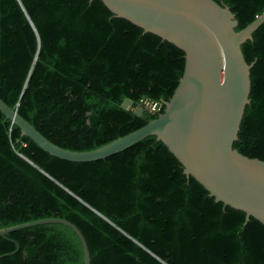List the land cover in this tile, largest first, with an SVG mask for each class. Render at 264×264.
<instances>
[{"label": "trees", "instance_id": "trees-1", "mask_svg": "<svg viewBox=\"0 0 264 264\" xmlns=\"http://www.w3.org/2000/svg\"><path fill=\"white\" fill-rule=\"evenodd\" d=\"M215 1L236 31L264 11V0ZM241 50L256 63L233 147L264 161V22ZM183 57L100 0H0V98L65 149H96L163 113ZM126 98L141 116L121 107ZM44 218L75 224L91 264H264V225L215 202L154 136L69 162L0 112V229ZM0 264H84V252L71 228L48 223L0 236Z\"/></svg>", "mask_w": 264, "mask_h": 264}, {"label": "water", "instance_id": "water-1", "mask_svg": "<svg viewBox=\"0 0 264 264\" xmlns=\"http://www.w3.org/2000/svg\"><path fill=\"white\" fill-rule=\"evenodd\" d=\"M92 1V0H90ZM116 18L158 36L184 53V69L164 112L140 128L89 151L62 148L44 137L0 98V112L49 155L69 162L98 161L154 136L223 207L245 213L264 225V161L243 155L233 144L250 104L251 69L241 45L253 39L264 11L243 29L230 7L215 0H100ZM121 107L143 114L124 99ZM48 223L63 224L78 236L84 264L90 252L78 227L63 218H44L9 228L0 236ZM10 255V254H7ZM6 256V255H4ZM3 257V256H2Z\"/></svg>", "mask_w": 264, "mask_h": 264}, {"label": "built area", "instance_id": "built-area-1", "mask_svg": "<svg viewBox=\"0 0 264 264\" xmlns=\"http://www.w3.org/2000/svg\"><path fill=\"white\" fill-rule=\"evenodd\" d=\"M145 108H147L148 110L152 112H156L159 110V107L156 103H146Z\"/></svg>", "mask_w": 264, "mask_h": 264}]
</instances>
